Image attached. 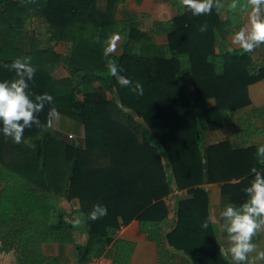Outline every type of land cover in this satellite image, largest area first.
Masks as SVG:
<instances>
[{"label":"trees","instance_id":"trees-1","mask_svg":"<svg viewBox=\"0 0 264 264\" xmlns=\"http://www.w3.org/2000/svg\"><path fill=\"white\" fill-rule=\"evenodd\" d=\"M126 1L0 0V82L16 78L3 64L30 58L36 69L30 94L53 97L38 117L51 121L47 130L25 129L20 144L0 132V249L14 250L17 264H61L43 251L52 243L73 246L74 264L97 258L131 264L136 244L118 232L134 220L157 243L160 264H175L173 252L191 264H232L221 245L224 221L213 222L206 186H222L221 209L243 203L251 169L264 170L253 145L264 130L239 120L241 149L230 142L205 148L203 135L250 106V86L264 79V61L229 47V37L246 26L245 0H236L234 12L232 0H219V12L201 16L170 0L177 16L163 24L169 43L156 54L137 17L117 18ZM25 35L28 49L20 43ZM113 35L125 37L121 53L105 57ZM60 43L66 52L56 49ZM109 60L133 86L142 84L143 95L118 83ZM62 64L69 76L56 79ZM209 99L214 107L206 106ZM56 115L84 126L85 138L56 130ZM177 191L189 197H178L175 224L165 232L168 198ZM64 199H79V220L61 211ZM97 204L107 215L92 221Z\"/></svg>","mask_w":264,"mask_h":264},{"label":"clouds","instance_id":"clouds-1","mask_svg":"<svg viewBox=\"0 0 264 264\" xmlns=\"http://www.w3.org/2000/svg\"><path fill=\"white\" fill-rule=\"evenodd\" d=\"M179 4L193 16L210 14L213 8L219 12L224 7L219 0H179ZM236 8V0H232L228 9L234 12ZM244 11L247 12V26L243 25L234 32L232 44L250 53L264 44V0H245ZM206 29L207 25H203L200 31L204 32ZM118 39V36L113 35L105 41V57L114 52ZM2 67L15 72L16 78L0 82V132L5 138L20 144L23 142L25 129L35 126L47 130L51 127L50 120L47 124H42L38 117L45 105L52 103L53 97L47 93L34 96L30 94L28 82L33 80L36 72L31 66L30 58H17ZM107 67L122 87H129L133 92L143 95L142 84L137 82L133 86L130 79L119 75L113 61L109 60ZM54 111L51 110L49 115ZM261 157H264V146L257 149L258 163L264 165ZM251 172L253 175L249 186L243 189L246 197L243 203L225 204L219 212V217L224 221V231L231 242L227 254L234 264H264V248L253 242L258 234H264V170L254 167ZM107 211L105 206L94 205L88 218L96 221L106 216ZM201 226L207 229L209 225L205 222Z\"/></svg>","mask_w":264,"mask_h":264},{"label":"crops","instance_id":"crops-1","mask_svg":"<svg viewBox=\"0 0 264 264\" xmlns=\"http://www.w3.org/2000/svg\"><path fill=\"white\" fill-rule=\"evenodd\" d=\"M131 16L137 17L141 30L147 32L151 36L152 48L154 50L152 54H156L155 52L157 49H161L168 45L169 38L163 24L177 16V12L173 9L170 0H127L126 3L119 6L117 18L119 20H128ZM245 22L247 26V14L245 15ZM116 36L119 37V41L116 43L115 50L112 54L119 55L121 53L125 37L123 35ZM232 39L233 35L229 37V47L233 50L240 49L232 44ZM20 43L24 49H28V36L25 35L21 37ZM62 44L64 43L58 44L56 49L59 52L64 53L63 50H60ZM251 56L256 62L264 61V44L257 46L254 51L251 52ZM64 67L65 65L62 64L54 74L56 79L69 76L59 77L57 75ZM249 95L251 105L232 112L231 115L234 117V120L226 123V125L221 129L204 133L203 143L205 148L222 142H230L234 149L243 148V144L238 138V131L240 129L239 120L241 119L251 120L256 128L264 130V79L250 86ZM205 103L208 108L214 107L216 105V100L209 99L206 100ZM61 120L62 118L60 119V123ZM55 129L60 130L58 128ZM84 134L85 128L84 126H81L80 134L77 137L84 138ZM70 135H73V133H70ZM253 145L257 149L260 146H264V136L256 138L253 141ZM206 187L210 193L212 220L217 225H221L222 218L219 217V212L221 210L223 200L222 186L220 184H208ZM2 189L3 185L0 184V191ZM174 196H179V198L189 197L187 192L180 194L176 193ZM69 206H73L74 209H77L78 211L80 209L79 199H74L72 201L64 199L62 201L61 208L65 209L67 207L68 209ZM68 212L70 211L68 210ZM171 215H174V212L171 211ZM165 228L167 227L165 226ZM85 238L86 236L84 234L82 239L85 240ZM118 238L131 241L136 244L131 264H160V251L157 243L148 240L146 236L140 232V223L137 220H134L128 226H123L118 232ZM253 242L258 243L261 248H264V234H258ZM221 245L228 258L232 261L231 257L227 254V249L231 246V242L228 237H221ZM43 251L46 256L60 259L61 264H74V247L71 245L53 243L45 244L43 246ZM172 255L176 258L174 261L175 264H191L189 259L181 253ZM0 264H17L14 250L5 248L0 249ZM104 264H113V261L112 259L105 258ZM232 264H234L233 261Z\"/></svg>","mask_w":264,"mask_h":264},{"label":"rangeland","instance_id":"rangeland-1","mask_svg":"<svg viewBox=\"0 0 264 264\" xmlns=\"http://www.w3.org/2000/svg\"><path fill=\"white\" fill-rule=\"evenodd\" d=\"M43 38L45 39L46 36H44ZM118 41H119V39L117 40L116 43H118ZM66 46L67 45L62 44L60 50H63V52H66ZM57 75L59 77H61V76L65 77V76L69 75V71H68V69L66 67H64V68H62L59 71V74H57ZM97 86L101 87L100 83H97ZM107 98L108 99H112L113 97H112L111 94H107ZM61 118L62 117L59 116V115L55 116V122H54L55 128H58V129L64 131L66 134H69V135H70V133H73L72 136H73L74 139L81 140V139L85 138V136H84V138L83 137H79V138L77 137L80 134L81 125H78V124L72 122L71 120H69L67 118H62L61 123H60V119ZM180 193H183V192L180 191L179 194ZM178 197L173 196V197L168 198V201H169L168 203L170 205L171 211L174 212V215H171L169 221L167 222V224H165V226L167 227V228H165V226H164V231L165 232H168L169 230H171V228H173V226L175 224V213H176ZM68 210L70 212H68ZM61 211L65 212L66 214H70V215H74V216L78 215V212H79V210L77 211V209H74L73 206H71V207L69 206L68 209H67V207L65 209H61ZM75 217L77 218V220H79L78 216H75ZM173 253L174 254H179V252H173Z\"/></svg>","mask_w":264,"mask_h":264},{"label":"built area","instance_id":"built-area-1","mask_svg":"<svg viewBox=\"0 0 264 264\" xmlns=\"http://www.w3.org/2000/svg\"><path fill=\"white\" fill-rule=\"evenodd\" d=\"M71 138L73 137L72 135L70 136ZM176 193H179L178 191ZM104 259L105 258H97L89 262L88 264H104Z\"/></svg>","mask_w":264,"mask_h":264}]
</instances>
